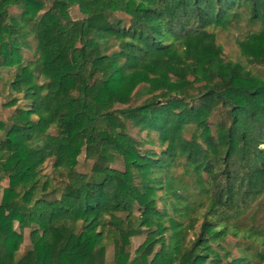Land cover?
<instances>
[{"label": "trees", "instance_id": "trees-1", "mask_svg": "<svg viewBox=\"0 0 264 264\" xmlns=\"http://www.w3.org/2000/svg\"><path fill=\"white\" fill-rule=\"evenodd\" d=\"M242 23L264 67V0H0V68L26 103L0 112V264H106L110 245L113 264L264 263V230L241 234L249 257L222 246L264 195V80L215 34Z\"/></svg>", "mask_w": 264, "mask_h": 264}, {"label": "rangeland", "instance_id": "rangeland-1", "mask_svg": "<svg viewBox=\"0 0 264 264\" xmlns=\"http://www.w3.org/2000/svg\"><path fill=\"white\" fill-rule=\"evenodd\" d=\"M10 13L15 16L19 13V11L15 8H11ZM69 14H70L71 19L73 20L82 19V16L80 15L76 7L70 8ZM115 17L117 19H120L125 25L129 21V18L124 16L123 14H115ZM246 30H247V27L245 23H242L239 27L233 28L229 32H223L217 29L215 30L216 41L223 48V58L224 59L242 63L245 67L252 70L255 74L259 75L264 80V67L249 65L240 54V51L237 45V40L241 36H243ZM23 57L24 59L29 60L31 55L28 52H23ZM11 77H12V72L10 70L0 68V112H2L5 117L10 116V114L13 112V110L17 106L18 107L26 106V103L21 98L16 97V95L9 92L7 84L11 80ZM13 98H17L16 105L11 106V107H6L7 104L11 102ZM49 133L54 134L55 130L51 129ZM130 134L132 137H134L135 139L141 142L147 140V138L145 137L146 136L145 133L138 134L136 129L131 128ZM186 136L189 137L188 134H186ZM142 147H144L145 149L154 148V150L159 152V149L157 147H152L151 145L147 143L143 144ZM78 161H79V171L80 172L88 171L91 165V162L85 161L83 153L79 156ZM51 165H52V161H48L47 163H45L42 168V174L47 175L49 178L51 177L54 178ZM181 168L182 166L177 167L173 172L174 175H177L180 177L182 173ZM186 175H184L186 177V182L179 183V184L183 187L186 186V188L188 189V193L190 194L189 200L195 206H197L200 202L204 203V199L201 200L195 186L192 185V183L190 182L188 174ZM52 184L57 185V182L54 181L52 182ZM7 186H8V180L6 178H1L0 179V198L2 196L3 190ZM158 206H161L160 202H158ZM231 224H233V226H236V230H235L236 233L235 235L233 234L228 235L225 238L224 242L222 243V246L228 251V253H230V256L228 257L227 261H229L230 259L237 258L241 254V252H244V250H245V254H247L248 257L249 255L256 253L258 250H261L262 248L259 245H257L256 249L247 247L248 245H252V244H250V240L244 239L243 236H241V234H243L244 231H248V230H252V231H258V230L263 231L264 230V195L260 198V200L256 203V205L252 207V209L243 213L241 216L238 217V219L236 218V219L231 220ZM197 227H198V223L196 224L195 230H197ZM15 228L17 229V224H15ZM143 240H144V236H138V237H134L131 239V253L132 254L135 251V249L143 242ZM29 247H30L29 229H26L23 232V243L18 252V256ZM247 249L249 250L246 251ZM156 250H158V247L156 248ZM221 254L223 253L221 252ZM112 256H113V247L110 245L108 246L107 252H106V259H107L106 264H113ZM253 264H264V263H258V261H256Z\"/></svg>", "mask_w": 264, "mask_h": 264}]
</instances>
